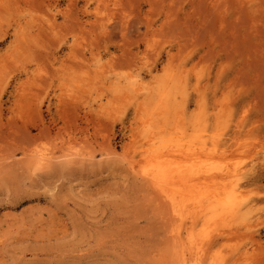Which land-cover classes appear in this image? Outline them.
<instances>
[{"label": "rangeland", "instance_id": "obj_1", "mask_svg": "<svg viewBox=\"0 0 264 264\" xmlns=\"http://www.w3.org/2000/svg\"><path fill=\"white\" fill-rule=\"evenodd\" d=\"M202 146L241 192L192 224L150 174ZM192 229L264 264V0H0V264H188Z\"/></svg>", "mask_w": 264, "mask_h": 264}, {"label": "bare ground", "instance_id": "obj_2", "mask_svg": "<svg viewBox=\"0 0 264 264\" xmlns=\"http://www.w3.org/2000/svg\"><path fill=\"white\" fill-rule=\"evenodd\" d=\"M169 106L166 107L164 110L167 112L169 109ZM164 145H155L152 149H145V151H159L160 148H162ZM178 149V148H177ZM175 150V149H173ZM183 150V149H182ZM201 153L198 154L199 152H197L198 156L201 155V154H205L206 151V148L204 146L201 147ZM212 152L211 154H215V150H216V147L215 148H211ZM172 150H169V151H166V153L170 152V154L172 153L171 152ZM197 151V150H196ZM165 152V151H164ZM162 152V154L164 153ZM159 153L161 154V152L159 151ZM174 154H176L175 152H173ZM179 153V152H178ZM181 153V152H180ZM179 153V154H180ZM183 153V152H182ZM190 152H185V154H187V156L183 153V156L185 155V157H188L189 155H193V154H196L194 152L190 153ZM225 153V152H224ZM153 154V153H152ZM159 155V154H158ZM218 155V154H216ZM220 155V153H219ZM218 155V156H219ZM222 155V154H221ZM225 155V154H224ZM155 156V154H154ZM160 156V155H159ZM157 156V157H159ZM165 156V155H164ZM205 156H208V157H204L201 158L199 157L198 160L196 162H184V163H181V162H174L175 161V158H174V161L173 159L171 160V158L169 160L167 159H164V160H160L161 163L159 164V166L153 170L152 174H150V178L152 180V182H155V184L153 183V186H156L157 188L158 185L163 189V192L165 193V196L168 197L170 199V201L172 202V204L174 205V212L175 214H177L178 216H180L181 218L185 215V212L184 210L186 209L187 206H189L190 208H192V211H190L191 213H193L191 216V218H193V223L192 224H196V222H198V220H200L202 217H205L204 215H208L206 219H212L214 221H224L226 219H228L229 217H234L237 213V205H238V202H237V196L238 195V191L240 190H237L236 187H232V188H222L220 189V186H218V181H219V178H220V174L218 173V171H216V167L212 166L211 164V161L214 159L213 157H209V155L205 154ZM153 157V156H152ZM156 157V159H157ZM163 157V156H162ZM168 157V156H167ZM179 157V155H178ZM196 157V156H194ZM192 157V158H194ZM216 157V156H215ZM182 158V157H181ZM197 158V157H196ZM159 159V158H158ZM190 159V158H188ZM219 159V157H218ZM196 160V159H195ZM157 161V160H156ZM155 161V162H156ZM158 161V162H160ZM181 161V160H179ZM183 161V160H182ZM186 161V160H184ZM134 162V161H133ZM220 162V161H219ZM152 164V163H151ZM154 164V163H153ZM156 164V163H155ZM152 167V166H151ZM153 168V167H152ZM142 170V169H141ZM141 170L139 171L140 174H144L145 173H142ZM150 173V172H149ZM239 174V173H238ZM149 176V174H147ZM223 177V175H221ZM227 176V175H225ZM224 176V177H225ZM230 176V175H229ZM228 176V177H229ZM223 177V178H224ZM144 178V177H143ZM150 178H149V182L151 183L150 181ZM222 178V179H223ZM146 179V178H145ZM224 180V179H223ZM234 181V180H233ZM157 184V185H156ZM222 185V184H221ZM151 186V185H150ZM223 187V186H221ZM160 188V189H161ZM153 189H156L155 187H153ZM158 191V189H156ZM155 191V190H154ZM160 193L158 194H162L163 192H161L159 190ZM241 192V191H240ZM156 193V192H154ZM244 194V193H243ZM157 197V195H154ZM163 196V195H162ZM156 197H154L155 199H157ZM164 197V198H166ZM163 198V197H162ZM159 199V198H158ZM161 199V198H160ZM167 199V198H166ZM165 199V201H166ZM169 201V203H171ZM159 202V201H158ZM161 202V201H160ZM159 202V203H160ZM158 203V204H159ZM167 203V201H166ZM162 204V203H160ZM165 205V204H164ZM162 204V206H164ZM161 206V205H160ZM169 207H171L170 205H168ZM169 207H166L167 210ZM170 209V208H169ZM166 210V211H167ZM172 210V209H170ZM187 211V210H186ZM169 212V211H168ZM167 213V212H166ZM172 213V212H170ZM189 215V216H190ZM178 216L177 219H178ZM167 217V216H165ZM169 217V215H168ZM173 217V215H172ZM171 217V220L170 222H172V220L175 218H172ZM178 221V220H176ZM175 221V222H176ZM183 222V221H182ZM179 223V222H178ZM185 223V221H184ZM183 223V224H184ZM190 223V222H189ZM212 223V222H211ZM175 224V223H173ZM172 224V225H173ZM210 224V223H209ZM188 225V224H187ZM208 225V224H207ZM182 226V225H181ZM184 226V225H183ZM175 227V225H174ZM190 227V225L188 226ZM192 227V226H191ZM190 227V228H191ZM207 227V226H206ZM204 227V228H206ZM233 227V226H232ZM170 228V227H169ZM187 228V227H186ZM175 229V228H174ZM177 229V228H176ZM179 229V228H178ZM181 229V228H180ZM179 229V230H180ZM189 229V228H188ZM209 229V228H208ZM178 230V231H179ZM229 230V229H228ZM173 231V230H172ZM217 231V230H216ZM233 231V230H231ZM168 232H169V229H168ZM171 232V231H170ZM175 232V231H174ZM218 232V231H217ZM178 233V232H177ZM184 233V232H183ZM210 233V232H208ZM207 233V234H208ZM215 233V232H214ZM212 233V234H214ZM168 234V233H167ZM188 238H189V241L192 248H188L189 251L192 250V255H190V259L188 261V264L189 262L191 261V257L193 256V254H195L196 252L193 253V245H195L196 243L198 244V241L196 242V239L198 238H195V236L193 235V229L190 230L188 233ZM195 234V233H194ZM198 234V233H197ZM211 234V235H212ZM175 235V234H174ZM177 235V234H176ZM175 235V236H176ZM182 235V234H181ZM168 236V235H167ZM174 236V237H175ZM201 236V234H200ZM208 235H205V239H204V242L206 244V241L209 242V240H207ZM228 236V235H227ZM225 236V237H227ZM171 237V236H169ZM223 237V236H222ZM177 238V237H176ZM179 239V243L182 242V240H180V238L178 237ZM176 239V240H178ZM199 239V238H198ZM197 239V240H198ZM216 239V238H215ZM220 239V237H219ZM219 239H216V240H219ZM185 240V239H184ZM206 240V241H205ZM211 240V239H210ZM188 241V242H189ZM201 241H203V239L201 238ZM199 241V242H201ZM214 241V240H213ZM186 242V241H185ZM187 242V243H188ZM207 242V243H208ZM218 242V241H217ZM177 242V244H179ZM171 246L173 245L172 243H170ZM181 244V243H180ZM186 244V243H185ZM212 244V243H211ZM216 244V243H214ZM182 245V244H181ZM184 245V243H183ZM183 245L181 246V249L183 247ZM200 245V244H198ZM189 246L186 245V247ZM201 246V245H200ZM205 246V245H204ZM207 246V244H206ZM212 246V245H211ZM215 246V245H214ZM179 247V246H177ZM185 247V248H186ZM198 247V246H197ZM200 248V247H199ZM206 248V247H204ZM177 249V248H176ZM196 249V248H194ZM186 250V249H185ZM200 250L201 248L199 249V255L202 256V253L203 251H201V254H200ZM210 250V249H209ZM178 251V250H177ZM181 251V250H180ZM187 251V250H186ZM205 251V250H204ZM210 252V251H209ZM190 253V252H188ZM187 253V254H188ZM180 255H182V252L179 253ZM238 254V253H237ZM236 254V255H237ZM177 256H179L178 254H176ZM208 255V254H207ZM234 255V254H233ZM177 256L174 257L175 259H177ZM197 256V254H196ZM194 255V259L196 257ZM180 257V256H179ZM179 257L177 260H179ZM183 256L180 257V260L181 261L183 258ZM213 257V256H212ZM237 257V256H235ZM239 257V256H238ZM241 257V256H240ZM182 258V259H181ZM186 258H187V255H186ZM198 259H196L197 261L194 262V264H204L203 260L201 259L200 256L197 257ZM200 258V259H199ZM232 258V257H230ZM236 259V258H235ZM241 259V258H240ZM205 260V259H204ZM216 260V259H215ZM176 261V260H175ZM177 262L176 264H179L180 262ZM184 261V259H183ZM206 261V260H205ZM193 262V261H191ZM232 262V261H231ZM237 262V261H236ZM216 263V262H215ZM206 264H209V263H206ZM211 264V263H210ZM226 264V263H225Z\"/></svg>", "mask_w": 264, "mask_h": 264}]
</instances>
